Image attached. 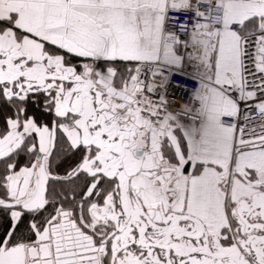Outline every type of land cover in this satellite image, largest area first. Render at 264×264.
<instances>
[{
	"label": "snow or ice",
	"instance_id": "obj_1",
	"mask_svg": "<svg viewBox=\"0 0 264 264\" xmlns=\"http://www.w3.org/2000/svg\"><path fill=\"white\" fill-rule=\"evenodd\" d=\"M0 264H264V0H0Z\"/></svg>",
	"mask_w": 264,
	"mask_h": 264
},
{
	"label": "built area",
	"instance_id": "obj_2",
	"mask_svg": "<svg viewBox=\"0 0 264 264\" xmlns=\"http://www.w3.org/2000/svg\"><path fill=\"white\" fill-rule=\"evenodd\" d=\"M174 82H175V81H174ZM184 119H186V120H190V119H192V117L188 116V117H184Z\"/></svg>",
	"mask_w": 264,
	"mask_h": 264
}]
</instances>
